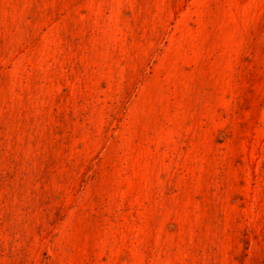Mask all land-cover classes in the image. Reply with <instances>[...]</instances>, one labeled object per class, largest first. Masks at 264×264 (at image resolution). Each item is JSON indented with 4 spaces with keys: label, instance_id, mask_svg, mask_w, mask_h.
<instances>
[{
    "label": "rangeland",
    "instance_id": "1",
    "mask_svg": "<svg viewBox=\"0 0 264 264\" xmlns=\"http://www.w3.org/2000/svg\"><path fill=\"white\" fill-rule=\"evenodd\" d=\"M0 264H264V0H0Z\"/></svg>",
    "mask_w": 264,
    "mask_h": 264
}]
</instances>
